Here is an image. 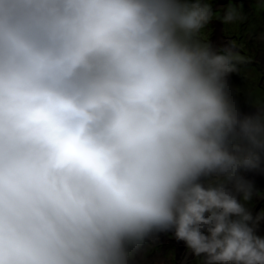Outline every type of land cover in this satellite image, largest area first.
I'll use <instances>...</instances> for the list:
<instances>
[{"label":"clouds","instance_id":"1","mask_svg":"<svg viewBox=\"0 0 264 264\" xmlns=\"http://www.w3.org/2000/svg\"><path fill=\"white\" fill-rule=\"evenodd\" d=\"M213 19L247 16L231 0L223 15L211 0H0V264H131L161 231L204 264H264L241 202L264 117L232 98L247 58L213 50Z\"/></svg>","mask_w":264,"mask_h":264},{"label":"rangeland","instance_id":"2","mask_svg":"<svg viewBox=\"0 0 264 264\" xmlns=\"http://www.w3.org/2000/svg\"><path fill=\"white\" fill-rule=\"evenodd\" d=\"M231 2L233 4L242 3L247 19L235 25H223L220 20L213 19L204 30L203 38L208 40L213 50H219L227 46L230 41H234L240 54L247 58L245 63L237 65L240 69L238 68L236 73L229 74L227 79L232 98L239 110L244 114H254L258 108L264 106V61H262L264 59V4L261 0H231ZM228 4L229 0H211L213 12L220 15H223V10ZM259 70L263 74L259 73ZM257 153L256 163L259 165L249 169L248 173L242 174L244 169L241 171V175L253 185L252 198L249 201L241 202L253 217L256 234L264 237V229H259L261 221H264V152ZM237 197L240 198L239 195ZM257 217H259L258 221ZM156 234H158V239ZM168 237L174 241L168 240L166 244L160 245L165 243ZM146 239L159 242L142 244L138 249H135L131 264H138L136 256L145 255V259H147L152 254L156 257L153 264H174L175 252H177V261H181L187 252L186 245L184 247L182 241L175 240L173 231L156 232L152 237ZM169 244L175 249L169 248ZM180 252L183 253L180 254ZM188 257L190 262L195 257L202 261L201 264H204L203 256L197 257L190 253Z\"/></svg>","mask_w":264,"mask_h":264},{"label":"flooded vegetation","instance_id":"3","mask_svg":"<svg viewBox=\"0 0 264 264\" xmlns=\"http://www.w3.org/2000/svg\"><path fill=\"white\" fill-rule=\"evenodd\" d=\"M262 60V59H261ZM262 61H264V59L262 60ZM250 65V64H249ZM237 68H239L240 69V67H238L237 66ZM236 73V72H235ZM259 73H262L263 74V72L262 71H260L259 70ZM259 109V108H258ZM261 115V117H264V112L263 113H261L260 114ZM258 152H264V150H261V151H258ZM256 154H258V153H256ZM257 165H259V163H256ZM249 169H252V168H248V169H244V171L242 172V174L245 172V173H248V171H249ZM156 233V232H155ZM155 233H153V234H155ZM153 234H151L150 236H148V237H152V235ZM157 235L158 234H156V237H157ZM157 239H158V237H157ZM168 240H170V241H172L173 239L172 238H170V237H168V238H166V240H165V243H161L160 245H164V244H166V242L168 241ZM152 241H153V243H152ZM157 242H159V241H157V240H151V239H145L144 240V243H143V245L144 244H146V243H149V244H155V243H157ZM183 242V241H182ZM185 244H184V242H183V246H184ZM169 246V248L170 247H173V249H175V247L174 246H171L170 244L168 245ZM185 247V246H184ZM183 247V248H184ZM144 248V247H143ZM134 251V250H133ZM138 252V251H137ZM188 253V254H187ZM191 253V251L189 250V249H187V252H186V254H184V256H183V259L181 260V261H177V252H175L174 253V256H173V261H174V264H201V260H198V259H196L195 257L193 258V260L191 261V262H185V258H186V256L188 257L189 256V254ZM149 256H151V257H149V258H147V259H145V255H140V256H136V259L139 261L138 262V264H153L152 262H153V260L156 258V257H154V255L152 254V255H149ZM185 257V258H184ZM178 260H179V256H178Z\"/></svg>","mask_w":264,"mask_h":264},{"label":"bare ground","instance_id":"4","mask_svg":"<svg viewBox=\"0 0 264 264\" xmlns=\"http://www.w3.org/2000/svg\"><path fill=\"white\" fill-rule=\"evenodd\" d=\"M242 171V170H241ZM238 198V197H237ZM259 229H264V221H261V226H260V228ZM176 240V239H175ZM174 241V240H173ZM177 241V240H176ZM177 248V247H176ZM185 250V249H184ZM181 251V250H180ZM181 253H183V252H180V254ZM188 254V253H187ZM185 258V257H184ZM183 259V258H182ZM158 260H159V258H158ZM185 262H190V260H189V257H187L186 256V258H185Z\"/></svg>","mask_w":264,"mask_h":264},{"label":"water","instance_id":"5","mask_svg":"<svg viewBox=\"0 0 264 264\" xmlns=\"http://www.w3.org/2000/svg\"><path fill=\"white\" fill-rule=\"evenodd\" d=\"M264 112V106L263 107H260L259 109H257V111L254 113V114H261Z\"/></svg>","mask_w":264,"mask_h":264}]
</instances>
